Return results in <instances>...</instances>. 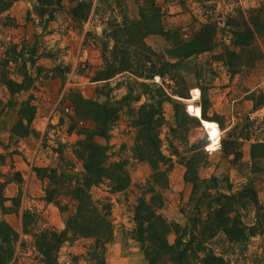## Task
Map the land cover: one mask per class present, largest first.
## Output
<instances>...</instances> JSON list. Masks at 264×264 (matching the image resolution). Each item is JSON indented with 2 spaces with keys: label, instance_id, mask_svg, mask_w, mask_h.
<instances>
[{
  "label": "rangeland",
  "instance_id": "374dc122",
  "mask_svg": "<svg viewBox=\"0 0 264 264\" xmlns=\"http://www.w3.org/2000/svg\"><path fill=\"white\" fill-rule=\"evenodd\" d=\"M1 1L7 2L5 8ZM77 1L90 3L84 20L69 14ZM51 2L39 14L35 10L36 0H0V179L7 176L8 180L10 175L19 178L16 189L8 190L7 195L3 185L6 180L0 181V222L10 229L8 238L0 240L3 264H53V261L70 264L72 257L74 264H93L85 255L89 240L71 237L68 232L57 249L42 254L35 246L40 242L39 236L47 237L50 232L64 228L75 201L69 196H55L64 207L58 209L53 202L43 199L46 177L39 178L33 172L32 182L28 183L31 179H23L17 172L19 165L27 171L38 167L48 173L52 169L55 175H64L63 190L74 186L71 173L78 175L83 171L81 160L73 152L74 144L93 127L90 120L75 115L73 100L77 97L115 108L116 118L106 135L108 160H123L130 178L128 188L122 192L109 193L105 182L88 189L91 201L108 198L111 204L113 237L105 245V264H146L131 232L132 211L141 192L138 186L145 184L151 169L146 161L133 158L135 126L130 122L132 111L146 97L155 100L158 96L153 88L143 89L140 83L159 86L171 99L161 103L163 122L157 130L159 151L171 168L167 186L161 190L162 205L156 212L168 222L180 226L185 223L192 206L188 200L192 183L183 180L186 164L200 185L197 193L207 189L210 193L237 195L250 189L255 199L251 203L245 196L243 204H233L236 214L226 212L231 217L236 215L237 226L243 229L240 238L228 241L227 235L218 230L208 239L197 240L199 250L193 251L183 264H201L200 257L207 248L220 255L222 264H264V155L251 159L249 151L251 143L264 142V35L255 38L258 60L238 61L232 73L224 64L228 53L238 51L231 45L230 32L252 27L250 9H260L256 18L264 21V0H154L161 27L175 37L187 39L206 23L213 30L210 50L180 61L166 54L171 45L164 35H142L144 46L150 50L146 53L157 60V68L163 61L175 62L174 69L161 67L165 72L168 69L169 74L176 72L173 79L168 78L167 72L145 79L133 74V70L94 79L104 65H117L119 51L140 57L137 46L125 49L123 41L114 42V36L122 39L128 30L133 32L131 28L137 27L136 23L132 27V23L139 19L141 0ZM145 66L141 69H146ZM125 85L131 87L132 97L127 101L123 99L127 92ZM175 90L187 95L186 98L172 95ZM200 103L213 120L198 114ZM174 105L185 111L184 105L185 113L197 117L199 124L185 120L182 126H176ZM92 140L105 144L96 134ZM211 177L213 180H209ZM148 196L146 193L145 199ZM254 222L260 227L249 235L247 228ZM174 237L169 231L167 242L172 243ZM47 258L52 260L46 263Z\"/></svg>",
  "mask_w": 264,
  "mask_h": 264
},
{
  "label": "trees",
  "instance_id": "16d2710c",
  "mask_svg": "<svg viewBox=\"0 0 264 264\" xmlns=\"http://www.w3.org/2000/svg\"><path fill=\"white\" fill-rule=\"evenodd\" d=\"M8 1V0H6ZM52 0H36L37 6L35 10L39 14L45 12ZM57 1V0H56ZM142 5L139 6V19L132 23L134 27L132 31H127L126 36L122 39L114 36V42L124 43V48L128 49L129 46H137L140 57L133 55L130 57L124 50L119 51L120 59L117 65H104V69L95 73L94 79H107L113 73L133 70V74L139 75L145 79L151 78L153 75L161 77L169 70L164 71V67L174 69L176 68L175 62H161L159 67H156V61L152 60L146 52L150 50L144 46L142 42V35L145 33H157L164 35L170 40V48L166 49V54L170 57L180 61L183 58L191 55H196L204 51H208L213 47V30L210 23H206L198 30L194 31L187 39L175 37L172 32L164 31L159 23L160 12L159 8L154 5V0H141ZM2 8H5L7 2L1 1ZM90 3H83L77 1L74 6L70 8L69 14L74 19L78 18L84 20L89 11ZM260 9H250L249 19L251 20L252 27H245L241 30L233 29L231 34V45L238 48L237 52L228 53L227 60L224 64L232 73L236 69V65L242 61L255 62L259 59V49L255 44L256 36L264 35V21L257 20V15ZM258 22V24H257ZM260 24H262L260 26ZM248 49V51H247ZM141 51V52H140ZM246 57V60L244 59ZM231 58V59H230ZM133 59V60H132ZM141 59L144 61L142 62ZM144 63H148L145 66ZM244 65V64H241ZM142 66L147 67L141 69ZM243 67H246L244 65ZM196 73V71H194ZM199 74V73H196ZM176 72L172 71L168 78L175 77ZM9 90L11 83L8 82ZM144 88L151 87L153 92L158 96L157 99L151 100V97H146L145 102L139 104L137 108L132 111V123L135 126V137L131 146L133 158L137 160H144L150 166L151 172L145 179V184H141V192L135 199L133 207V222L134 227L131 231L133 238L138 243L143 259L146 264H165L167 261L171 264H183L184 260L193 254V251L199 250L197 240L208 239L218 230H222L227 235L228 241L235 242L240 238L243 229L237 226L236 215L229 216L227 211H233V204H243V198L251 200L252 198L250 189L243 190L237 195L226 194L218 191L210 193L207 189L198 192V183L193 179L195 175L191 176L188 164L185 165L186 171L183 173V180L191 182L192 190L188 197L191 201V208L188 209L185 216V223L180 226L175 222H168L160 216L156 210L162 205L163 196L161 190L167 186L168 173L171 164L167 163L168 159L163 156L159 151V139L157 130L163 122L161 112V103L164 100H171L163 92V90L154 84L146 85L140 83ZM19 85L16 86L18 88ZM126 93L123 99L131 98V87L125 85ZM14 90V89H12ZM150 90V89H149ZM149 95V91L147 93ZM172 95L185 99L187 95H182L180 91H173ZM151 96V95H149ZM137 99V96L134 97ZM176 99H172V102ZM75 115L79 118H85L93 123L92 129L86 131L83 138L75 142L73 152L81 160L82 170L81 173H71L74 177V186L66 191L61 188L62 179L64 175L57 176L54 171H41L38 167H32L33 172L41 178L46 177L48 180L47 186L44 188L43 199L46 202H53L58 209H63L60 206L59 200L55 196H69L74 199V209L70 212L64 221V228L58 232H50L47 237H40V242L35 246L45 254L49 249H57L66 239V233H70L71 237H81L88 239L85 250V255L93 264H105V245L112 240V222L110 221V208L111 204L108 198H104L99 202L91 201L88 189L90 186H96L99 183L105 182L108 187L109 193L122 192L128 188L130 183L129 174L124 167L123 160L109 161L110 155L107 154L106 135L107 128L116 118L115 108L108 105V103H99L94 100H85L77 97L73 100ZM175 105H177L175 103ZM174 105V121L176 126H182L185 120H191L199 124L197 117L188 115L183 105V109ZM198 109V114L202 117L213 120L205 113L203 105ZM28 115L27 121L30 119ZM26 134V129L23 130ZM213 132V131H212ZM96 134L101 136L105 144L101 145L92 140V135ZM257 148H260L258 151ZM250 158L254 159L264 155V142L255 141L250 144ZM235 154V153H233ZM79 176V177H78ZM213 180V177L209 178ZM64 181V180H63ZM198 182V179H197ZM69 187V185L67 184ZM146 193H149L145 199ZM206 200V201H205ZM228 209V210H227ZM234 209V210H233ZM186 212V211H183ZM236 214V212H234ZM229 222V223H228ZM264 224V221L262 222ZM260 227L258 222H254L251 227H248V234L252 235L256 229ZM9 227L4 222H0V240L5 241ZM172 231L174 233V240L172 243L167 242L166 234ZM188 234L186 236V232ZM260 233V231H259ZM194 243L191 246V243ZM204 250V249H203ZM52 259L44 260L46 263ZM74 257L71 258L70 264H74ZM3 258H0V264H3ZM201 264H222L220 255H215L214 252L207 248L205 253L200 257ZM53 264H56L53 261Z\"/></svg>",
  "mask_w": 264,
  "mask_h": 264
},
{
  "label": "crops",
  "instance_id": "0c3cea01",
  "mask_svg": "<svg viewBox=\"0 0 264 264\" xmlns=\"http://www.w3.org/2000/svg\"><path fill=\"white\" fill-rule=\"evenodd\" d=\"M35 165H37V166H40L41 164H37V163H35ZM26 168H24V167H22V165H19V171H17L19 174H20V176H21V178H23V179H26V180H28L29 181V179H31V181H29L28 183H31L32 182V176H33V171H27V170H25ZM6 174V173H5ZM6 177L7 176H3L1 179H0V181L2 182V181H4V180H6ZM10 177H12L11 179H9ZM10 177L9 178H7L8 180H6L5 182H4V191H5V195H7L8 194V190H11L12 188L13 189H16V186H17V180H19V178H17V179H15V178H13L14 176H11L10 175ZM19 184V183H18ZM34 186V188L36 187V185H33ZM38 194V193H37Z\"/></svg>",
  "mask_w": 264,
  "mask_h": 264
}]
</instances>
